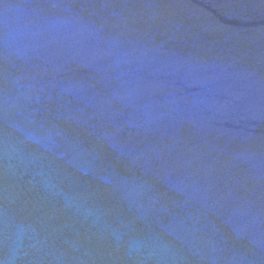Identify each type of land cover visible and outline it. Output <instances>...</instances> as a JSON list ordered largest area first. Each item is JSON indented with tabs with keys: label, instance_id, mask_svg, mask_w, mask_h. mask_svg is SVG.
Returning <instances> with one entry per match:
<instances>
[{
	"label": "water",
	"instance_id": "95a60500",
	"mask_svg": "<svg viewBox=\"0 0 264 264\" xmlns=\"http://www.w3.org/2000/svg\"><path fill=\"white\" fill-rule=\"evenodd\" d=\"M0 264H264V0H0Z\"/></svg>",
	"mask_w": 264,
	"mask_h": 264
}]
</instances>
